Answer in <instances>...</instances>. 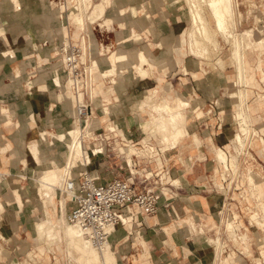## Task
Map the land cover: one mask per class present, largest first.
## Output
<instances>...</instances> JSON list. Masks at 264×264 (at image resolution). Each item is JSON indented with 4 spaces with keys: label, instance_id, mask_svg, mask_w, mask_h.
<instances>
[{
    "label": "crops",
    "instance_id": "obj_1",
    "mask_svg": "<svg viewBox=\"0 0 264 264\" xmlns=\"http://www.w3.org/2000/svg\"><path fill=\"white\" fill-rule=\"evenodd\" d=\"M92 1L95 3L99 0ZM18 2L16 4L15 0H0V236L7 240L10 239L11 231L22 223L26 218L25 214H27V225L23 229L26 233L23 246L28 247L30 240L39 242L37 223L46 219L37 218L40 211V202H36V198L41 195V192L35 184V179L39 177L38 172L45 167L47 161H51L52 165H54V161L58 164L61 161L56 153L48 149V140L43 138L41 132L44 130L50 131L49 129L53 130L61 126V121L53 117L57 113V101L61 94L58 90L62 89L65 83L55 85L52 79L53 76L47 77L49 74L47 70L38 73L35 69V59L25 57L29 50L26 45L36 47L40 68H43V66L48 68L50 64L47 61L52 64L56 60L58 61L60 57L58 54L59 46L64 44V40H60L57 46L54 37V34H61L59 31L61 21L57 20L61 18V10L58 15L49 12V6H56L59 4L58 1L18 0ZM33 2L38 5H34ZM177 2L179 0H108L106 11L100 18L101 21L98 19L97 23L94 22L96 26L89 33L97 41V53L108 51V57L111 58L116 49L123 48L134 54V63H127L131 66L118 68L117 73L105 76L102 70L100 72L96 68V71H94L99 81L98 86L94 87V100L98 99V106L102 113L109 114L108 120L104 118L95 124L105 123L108 127L114 129L117 135L125 137L126 134L130 137L122 142L117 139L114 149L123 153L119 146H127L128 144L141 149L142 153L140 155H132L133 161L135 155L148 157L155 162L156 167L161 168L163 157L170 174L166 176V180L168 182L173 181V185L162 187L165 194L161 193L158 208L154 214L141 217L140 221L142 223L139 225L134 223L131 216H128L129 220L125 227L118 226L113 232L110 242L117 257V264H123V259L129 256L133 264H215L216 261L214 252L208 247L210 240L201 237L202 235L199 237L194 236V231L203 234L206 232L205 228L207 226L219 221L224 216V213L221 212V207H223L221 195L200 184L201 181H205L210 172L209 166L203 161L206 160V157H200L203 151L197 148L195 154H188V164L183 169H178L179 167L175 166L179 161L173 162V159L167 158V154L172 158H176L177 155L173 151L166 153L167 150H173L178 145L201 147L209 142L218 159L215 147H222L216 146L214 141L221 143V140L227 138L226 135L221 134L226 127L219 120L220 116L214 122L207 121L201 110V108H205L204 105L208 102L213 104L211 102L217 98L221 84L212 77H197L188 73L186 57L189 47L187 52L184 51L185 45L188 44L184 43L187 31H180L178 25L173 22L175 17L182 14L181 5L179 3L175 4ZM262 8L264 12V2ZM70 23L72 22L66 24L69 40L72 37ZM73 25L75 27L73 35H78L79 38L81 27L74 23ZM99 26L106 27L102 29ZM253 28L255 31L260 29L258 26ZM95 30L98 35L102 34L103 37L109 39L107 40L108 44L99 42ZM44 37L47 38L45 46L36 43V40H41ZM252 44L253 46L245 54V80L239 82L245 83L247 86L246 92H243L240 88L243 108L244 98L249 97L254 92V87L264 89V85L256 78V73L259 72L261 80L264 82V49H257L254 47V42ZM48 47L50 51L58 48L56 56L48 58L46 54ZM3 49H7V53H3ZM9 51L13 52V55ZM136 51H144L147 55L148 62H144L143 66L145 63H150L149 59L152 61L157 59V64L160 67L173 65L175 54L177 63L181 65L184 73L176 75L149 73L150 71L146 67L147 74L139 73L137 66L141 64V61L135 55ZM250 52L253 53L252 57L249 56ZM20 58L22 59L19 60ZM103 62L106 63L108 69L110 64L105 59ZM193 64L197 66L199 60L194 59ZM132 69H135L139 74L126 73ZM174 83H182V88H189L190 86L194 91L188 89L172 98L175 96V91L170 89V86L174 87ZM47 84H49V87H45ZM165 88L167 89V96L160 103L158 99ZM30 90L38 91L49 99L56 101V103L47 102L42 106L37 100L26 98L30 96ZM238 91L239 89L232 95L236 114H238L236 101ZM188 94H191V96L189 97ZM195 95L197 97H193ZM213 95L214 99H211L210 96ZM187 96L192 100L191 102L188 101ZM257 100L260 107L264 109L263 91L258 93ZM6 101L8 104L3 106ZM180 101L187 104L182 109L180 108ZM153 103H158L155 104L154 110ZM189 104L192 105L189 112L193 114V118L190 120L187 113ZM158 106H161L160 109H157ZM211 106L215 114L222 112L220 108L217 109L216 105ZM251 108L252 105L249 104L248 109ZM104 109L109 112L106 113ZM146 109H149L150 113L149 123L143 117V115H147ZM49 111L55 113L53 117H45ZM245 114L249 123L250 116L246 111ZM10 115H12V118ZM113 115L116 116V119L112 118ZM65 119L66 126L70 127L71 117L68 115ZM237 120L240 131L242 126L239 119ZM119 129L123 133H120ZM179 129L184 133L179 136L178 141H175L172 136ZM156 132L161 137H154L153 135ZM257 135L258 138L249 141V144L254 143L259 146L260 151L264 154V136L259 132ZM131 138L134 140L143 139L137 143ZM150 139L152 143L161 147H156L155 150V146L149 143ZM34 140L38 141L40 148L39 161L35 159L30 151L29 145ZM84 142L85 140L83 146ZM139 144L141 146H138ZM234 145L232 142L226 144L228 148L226 151L229 155L228 167L226 166V168L225 164L218 159L219 166L214 169L213 176H217L220 169H222L224 175L230 169L237 170V167L231 165L232 157L235 154L238 155V153L231 151ZM163 146L164 149H162ZM3 147L4 149H1ZM88 147L91 149V146ZM234 149L237 151V148ZM85 151L89 154L87 150ZM100 153L103 152L100 151ZM126 160L128 161L127 158ZM133 161L132 163L128 162L133 164ZM25 165L26 167H24ZM82 168L83 166L76 167L78 173L75 175L79 176L82 172H79V170ZM86 168L88 167L86 166ZM89 170L98 175L102 174L99 169ZM25 172L26 176L24 175ZM109 173L112 174L111 178L122 176L113 171ZM250 175L254 178L257 186L256 191L260 199L264 201V180L259 178V173L255 172L251 165L247 166L242 173L243 179L248 182ZM102 176L104 177V174ZM16 191L21 195V203ZM251 192L253 193L252 189ZM247 200L249 201L248 198ZM43 202L47 215V210L50 211L51 208L46 206L45 199H43ZM247 205L246 209L253 225L255 223L253 217L255 216L259 220H264V210H262L261 205L258 203L255 205L251 202ZM255 207L260 209L262 213L255 211ZM7 209L15 215V218L10 222L3 217V214L7 213ZM231 217L234 227L240 228L241 221L235 222L239 216L235 213L228 218L227 222ZM242 233L243 235L237 232L234 235L230 234L235 243H238L240 239L246 240V243H248L246 251L250 255L249 242L247 241L250 235L247 231ZM237 235L243 238H238ZM223 246L228 249L226 242ZM36 255L34 254L35 257ZM236 258V252L228 250L227 254L221 256L220 262H216L231 264L232 262L236 263ZM36 262H38V259ZM30 264L33 263L30 262Z\"/></svg>",
    "mask_w": 264,
    "mask_h": 264
},
{
    "label": "rangeland",
    "instance_id": "obj_2",
    "mask_svg": "<svg viewBox=\"0 0 264 264\" xmlns=\"http://www.w3.org/2000/svg\"><path fill=\"white\" fill-rule=\"evenodd\" d=\"M81 2H82V0H81ZM90 2L91 3L88 7H87V5L84 6V8L86 7L85 8L86 10H87V8L90 7L87 12L84 8L81 9V12L77 11L80 13L81 16L84 15V17H82V18H84L83 23H81L82 25L81 24L78 25L77 23H74L75 22L74 21L75 16L72 15L71 12H74L75 9H72V11L71 10L66 11V8L63 7V9H64L63 18L57 19L58 21H61L60 28H59V31L61 32V34H59V35L54 34L55 42H56L57 46L59 45L60 40H62V41L65 40V42L67 41L68 31L66 29V24L69 22H72V23H70V31L72 33V37L75 40L78 38V35L77 36L73 35L74 30H75L73 23L75 25L82 27V28L86 27L88 24V29L86 31L87 34L85 35L86 41L88 40L89 33L92 31V28L94 26H96V23H97V22L96 23L91 22V19H89V17H88V15L90 14L89 12H91V10H92V6L96 3V2L94 3V1H92V0ZM192 2H194V4H198V6L196 5V7L199 8V10H200L199 12H201L200 14H201V16H203V20H201V21H205V23H202V25H201V21H200L201 18L197 17L196 19H193V14L195 13V11H193V8L195 5L192 4L193 8L190 7ZM236 2L238 4L236 5L237 15H236L235 33L238 37H240V40H241L240 45L241 46L243 45V42L241 39L242 33H245L244 34L245 37H247V39L251 42V44H252V42H256V40H258V39L264 40V29H261V28H264V12L262 10L263 9L262 3L264 2V0H237ZM178 3L181 5L182 14H180L179 17H175L174 18L175 20H173V22H175L178 25V28L180 31H187L184 43L186 44L189 42V35L188 34H189V31H192L193 29H194L193 34L196 33L195 38L198 39L200 37L199 40L203 42V43L201 42L197 46L198 48L199 47L201 48V45L203 44L202 45L203 51L202 50L200 51V49H198V51L202 52V53L204 52V53L199 54V52H198L197 54L199 56H197V54H195L196 52H194V51L190 52L192 50L191 46H190V42L185 45L184 51L187 52V49L189 47V52H190V53L187 52V57H186L188 73H191L197 77H202V76L212 77L213 79H217L219 81V83L221 84L217 98L214 99V95L210 96L211 99L215 100V101L211 102L213 104H210L208 102V104L204 105L205 108L203 107V109L201 108V110L203 111V115H205L204 117L207 119V121L214 122V121H216L217 117L220 116L219 120L224 124V127H226L223 130V133L221 132V134L226 135L227 138L224 140H221V143H217L216 141H214V144L216 146L222 147V148L215 147L216 154H217V151L219 150L224 154V156H226L223 150H225V152H227L226 151V150H228V148L226 147L227 143L232 142L233 144H235L234 134L237 133L239 131V128H240L239 122L235 117L236 110H235V105L233 102L232 95L240 88L242 89L243 92H246V88H247L245 83H238V82L236 83V80H238V78H237L238 69H237L235 59L233 58V51L236 50V48L239 46V44L237 43L238 41L235 40L234 36H232V35L229 36L230 35L229 33L226 35L222 34L221 31L219 29H217L215 18L213 17L210 6H209L208 2L206 3V0H179V2H177L175 4H178ZM33 4L36 6L38 5L36 2H33ZM60 6H61L60 3L57 4L56 6H54V5L49 6V8H50L49 12H54L55 14L58 15L59 11H60ZM196 7L194 9H196ZM238 10H240L242 12L241 17L238 16ZM99 21H101V19ZM193 21H194V23H193ZM90 22L92 24H89ZM206 24H207L208 29L207 28L205 29L203 27V25L206 26ZM193 25H194V27H193ZM255 26H258L260 29H256V31H255L253 28ZM99 27L104 29L106 26H103V27L99 26ZM192 27H193V29H192ZM203 29H204V31L206 30L207 33H210V35L213 37L212 38L213 40L209 39V37H206L207 33L203 32ZM229 31L230 32L232 31L231 28ZM250 33H252V34L250 35ZM95 35L101 44H108L107 40H109V39L106 37H103L102 34L98 35L96 33V30H95ZM63 36H64V38H63ZM89 40L92 42L93 40H95V38L90 34ZM46 41H47V38L44 37L41 40H36V43L45 46ZM244 43H246V40ZM26 46L29 47V50H28V53L25 57H31V58L35 59V62H36L35 69L37 70L38 73H40L44 70H47L49 72L47 77L49 78V77L53 76L52 72H54L57 68L62 67L61 58L59 57L58 61L56 60L55 62H53V64H51L50 61H47V63L50 64V66L48 68L46 66H43V68H40V61H39V57H38L36 47L34 45H31V46L26 45ZM57 49L50 51L49 47H48L46 50V52H47L46 54L48 55V58L56 56ZM257 49H264V47L263 48H257ZM9 53L11 55H13V52L9 51ZM54 53H55V55H54ZM50 54H51V56H50ZM108 54L109 53L107 51L106 53H97V55L91 56V57H94V59H96V61H95L96 68L99 69V71L102 70V72H104L103 74L105 76L109 75L108 69H110V67L107 69L106 63L103 62L105 59L108 62V64H110V62L108 60ZM249 56L252 57L253 53L250 52ZM174 57H175V60H174L173 65H170V66L165 65L164 67H160L157 64V61H158L157 59L154 61L149 59L150 63H145L144 66L142 65L143 63H141L142 66L141 65L137 66V71L139 73H142V74H147L148 71L146 68H148L150 71L149 73L157 72V73H168L171 75L172 74L173 75L183 74L184 71L182 70L181 65H179L177 63V58H176L175 54H174ZM21 59L22 58H20L19 60H21ZM102 59H103V61H101ZM194 59L199 60V64L197 66H195L193 64ZM127 63H134L133 56L125 58V60L122 61V63H121L122 67H120V68L131 66L130 64L128 65ZM103 68H105V69L103 70ZM137 71L135 69H132L130 71H127L126 73H138ZM62 78L67 79V75H66L65 71H64V74L62 72ZM256 78L259 79L261 84L264 85V82L261 80V75L259 72L256 73ZM67 82L68 81L65 82L62 89L58 90L59 93L69 95V91L71 89H70V87H68L69 83L67 84ZM170 89L175 91V96L172 98H175L176 96L180 95L183 91H187L188 89H191L192 91H194L190 86H189V88H187V87L182 88V83H174V87L170 86ZM253 89H254V92L249 97L244 98V110L250 116L249 125H250L252 130H251V134L247 138L248 144L245 146L246 149L244 148V149H242V151L240 150L241 153L239 154L237 170L230 169L224 175L222 169H220V171L217 173V176H213V171L217 166H219V161H218L214 151L211 149V145L209 144V142H207L206 145H203L201 147H194V146H188V145H178L173 150H167L166 151V153H168L169 151H173L174 154L177 155L176 158H172L167 154V158L173 159V162L179 161V163H177V165L175 167H179L178 169H183L188 164V161H187L188 154H195L196 153L195 150L197 148H200V150L203 151V152H201L202 155L200 157H202V158L206 157V160H203V161H205L210 168V172H209L207 178L205 179V181H201L202 183L200 182V184L210 188L212 190V192L218 193L221 195H222V193H221V190L219 189L220 187H223L224 190H227L228 188H231L232 190L238 189V190H234L235 193L233 194V196L236 199L233 200L232 202L240 203V205L244 211V212L241 211V217L244 219V223L246 225L248 224L247 219L250 217V215H249L248 211L245 209V206L247 204H249V202L257 205V203L259 201L256 199V197H254V194L252 192H250V194L248 196L245 195L246 198H244V196L243 197L241 196L242 191H245L246 189L250 190V184L246 179H243L242 173L246 169L247 166L251 165L253 170L255 172L259 173V178L264 180V154H263V152L260 151L259 146L255 145L254 143L249 144L250 140H254L255 138H258V135H257L258 132H259V134L264 136V109H262L260 107L259 102L257 100L258 93L261 91L264 92V89L262 90V89H259L257 87H254ZM70 93H71V91H70ZM61 94H60L58 101H57V105H58L57 113L55 114V113H53V112L51 113V111H49L45 115V117H50V116L53 117L55 114V116L53 118L61 121V126H58L53 130L49 129L51 132H54V133H57V132L61 133V132H65L66 129H71V128L73 129L74 128L73 127V125H74L73 116L74 115L71 114V111L75 107V100L72 101V104H71L69 102V99H67V98L63 99ZM29 95L30 96L26 97V98L31 99V100H37L38 102L41 103L42 106L45 105L47 102H50L53 104L56 103V101L49 99L46 95H43L42 93H39L38 91H35V90H30ZM94 96H95V94L93 95V97ZM160 96L161 97L158 99V101L161 103L163 98L165 96H167V89L166 88L162 91ZM188 96L190 97L191 94H188ZM188 96H187V99H188V101L191 102L192 100H190L188 98ZM236 96H237L236 101L238 104V93ZM72 97L74 99L73 94H72ZM193 97H197V96L195 95ZM94 101H95L96 105L98 106V99L97 100L95 99ZM215 102H217V103H215ZM6 104H8L7 101L3 103V106H6ZM155 104H158V103L152 104L153 110H154ZM179 104L181 105V107H180L181 109L187 105L186 103H183L181 101ZM249 104L252 105L251 109H248ZM211 105H216L217 109L220 108V110L222 112H220V114L219 113L215 114ZM191 106L192 105L189 104L187 107V111H188L187 113L189 114L188 115L189 120L191 118H193V114L191 112H189V111H191L190 110ZM237 109L239 110V106ZM104 111L106 113L109 112L107 109L106 110L104 109ZM146 111H147V115L145 114V115H143V117H144V120L147 121V123H149L150 122L149 109H146ZM67 114L71 117V126L70 127H67L65 124L66 123L65 118L68 117ZM11 116L12 115H10V117ZM246 117H247V115H246ZM104 118L108 120L109 114L103 113L102 116L97 115V117H93V123H99ZM112 118L116 119V116L113 115ZM96 125H98V124H96ZM79 127L81 128V131L83 132V141H84L85 135H87L86 133L88 132V134H89L91 129H89L88 127L83 128V125H80ZM255 129L258 132L254 131ZM242 130H244L243 127L240 130L241 133H243ZM254 132H257V133L254 134ZM157 133L158 132H156V134H154L153 136L154 137L155 136L161 137L160 134H157ZM41 134H42V136H44L43 138H46L45 130L42 131ZM50 139L54 140L55 143L51 144V145L48 144V149H50V151L56 153L59 156V159L61 160L59 163V166H60L59 168L62 169L63 166H65L64 160H65L66 155H67V149H66L65 142H67L68 140L67 139H65L63 141L61 140V142H60V140H57V138L51 137ZM34 141H37V140H34ZM177 141H178V139H177ZM37 143H38V141H37ZM87 143H88V141H87ZM112 145L114 147V144H112ZM151 145L155 146V150H156V147H161V146L155 145L154 143ZM88 146H91V145L90 144L87 145L86 142H84V148L90 154L92 146H91V149H89ZM128 146H129V148H128ZM138 146H141V145H138ZM131 147H132V149H131ZM119 149L126 155L127 159L130 157V160L132 159L133 154L140 155V153H142L141 149H138L136 146H134L132 144H128L127 146L120 145ZM162 149H164V146L162 147ZM126 150L128 151V153ZM134 150H135V152H134ZM231 151L233 153H238L233 147L231 148ZM130 152H131V154H130ZM115 153L117 154L118 152L115 150ZM100 155H101V153H100ZM91 157H93L94 159L91 163H89L87 165V167L91 170L99 169L102 172L101 175L104 174L103 179H105V180L111 179L110 176L112 174L109 173L110 171L116 172L122 176L125 174L124 171L122 169H120L121 165L124 167L126 166L125 160H122V159L116 157L115 155L110 156V159H106L105 157H99L96 159V156L94 157L93 155H91ZM149 159L150 158H148V157H144L143 160L147 161ZM130 160L128 159L129 162H130ZM150 165H151L152 170L157 168L155 166L154 161H152L150 163ZM50 166H52V162L47 161L45 167L42 169H45V168L50 167ZM83 170L84 169L82 168V170H79V172L83 171ZM14 172H15V170H14ZM40 173H41V171L39 170L38 175H40ZM106 173H109V174H106ZM156 180H158V179L156 178ZM163 182H164L163 184L165 186H171L170 183H168V182L165 183L166 178L163 179ZM35 184L37 186H39L38 189H40L39 191L41 192L40 196L41 197L44 196L42 198L40 196H37V198H36V202H38V201L40 202V211H39V215L37 218L38 219H45L47 215H46V211H45L46 207H45V204L43 202V199H45V202H46V200H47L46 198H48V200H50V196H49V194H46V190L44 188L41 190L40 184L37 181ZM163 184H162V186H164ZM155 185L161 186L160 182H157ZM245 194H247V192H245ZM229 196H230V194H229ZM59 197H60V192H58V194L55 195L53 200L52 201L50 200V201L55 202V204L57 205ZM221 197L223 198V196H221ZM247 198L249 199V201L247 200ZM222 201L227 202L228 200L223 199ZM221 203H223V202H221ZM48 207L51 208L50 212L53 214L54 218H56L58 216L57 209H53V207L50 205ZM255 211L262 213V211L260 209H257V207H255ZM226 214H227V211L225 212L224 217L226 216ZM25 216H26V218L22 221V223L19 226L15 227L11 231V235H10L11 238L10 239L2 240L0 238V264H30V262H32L33 264H76L75 262L70 261V259L68 257V253H67V248H66L67 245L65 243V240H63V239L57 240V241H52L53 239L50 240V238H48L47 236H44L45 238L40 237L39 242L30 240L29 246L24 247L23 241L26 238V233L23 231V229L26 228V225H27V214H25ZM3 217L6 218V221L10 222V221H12L13 218H15V215L12 214L11 210L7 209V213L5 215L3 214ZM253 218L255 219V223H254V225L249 227V230L251 232L250 235L252 237V241L249 244L250 255L249 256L245 255L246 253L244 250H246V246L248 244V243H246V240L240 239V241L238 243L234 244L235 247L233 245H231L232 242H229V246L232 250H233V248L238 247V250H236V251H237L239 256H237L236 263H234V264H237V263L246 264V262H248V261H250V262H248V264L249 263L250 264H264V228L258 224L259 221L264 222V220H259L256 216ZM213 233H214V231L212 232L211 236H213ZM240 235H243V233H240ZM38 238H39V236H38ZM209 240H211V238H209ZM212 240H216V239H212ZM224 249H225V247H224ZM240 251H242L245 254H241ZM29 253H32V254L30 255ZM34 254L35 255L37 254L36 257L34 256ZM49 256L51 257V261H50ZM224 257H225V255L223 256V258ZM35 259L36 260L38 259V262H34V261H36ZM217 262L215 261V264H219ZM122 263L123 264H133L130 256L123 259Z\"/></svg>",
    "mask_w": 264,
    "mask_h": 264
},
{
    "label": "built area",
    "instance_id": "obj_3",
    "mask_svg": "<svg viewBox=\"0 0 264 264\" xmlns=\"http://www.w3.org/2000/svg\"><path fill=\"white\" fill-rule=\"evenodd\" d=\"M57 1L66 8V11L72 9L81 11V9L84 8V4L81 0ZM89 24L92 23L90 22ZM87 29L88 24L86 27L81 28L79 38L75 40L71 37L66 45L59 46L60 48L58 51L64 66L69 71L71 89L78 98L76 115L78 118L84 120L97 117V115L102 116L103 114L99 106L96 105L91 97L92 89L93 87L98 86L99 81L97 80L95 72L91 71L84 59L82 38L87 34ZM91 127L92 128L85 139L86 144L92 146L90 154L94 157L96 156V159L99 157L110 159V156L115 155L116 157L125 160L126 166H120V169H122L125 174L123 176H115L109 180H103L101 173L100 175L94 176L90 170H85L81 172L79 181L68 177L64 183V191L66 195H70L74 199L75 204L67 214L66 218L69 222L80 229L82 235L89 243L102 249L108 244L112 232L118 226L125 227V217L131 216V218L134 219V223L139 225L142 223L140 221L141 217L154 214L157 211L159 199L163 192V179L166 178V175L170 174L164 163L163 157L162 167H157L156 169L151 170L150 163L152 161L150 159L145 161L143 160L144 157L135 155L133 164H130L126 160L124 153L118 152L116 154L112 144H115L117 139L121 142L129 139L126 134L125 137H122L119 134L117 135L115 130L108 127L105 123L98 125L93 123ZM142 139L143 138L134 140L131 138V140H134L137 143ZM149 143L153 144L151 139ZM100 151L103 152L101 155L99 153ZM163 174L165 175L163 176ZM156 178L158 180H156ZM157 182H160V188L155 185ZM167 182L168 181L166 180L165 183ZM219 189L222 193V195H220L223 196V198H221V202H223V207L220 206L221 212L225 214L227 211L226 216H223L219 221L206 228L204 227L206 232L203 234L194 231V236L199 237L202 235L201 237L205 239L219 238L222 243H227L228 249L225 248L224 251L221 246L216 248L212 243H208V247L215 254L214 259L218 262H220V258L223 254H226L228 250H232L229 246V242H232L231 245L233 246L235 243L226 226L228 218L235 213L239 216V218L236 219L237 221H235L236 223L241 221L240 228H235V232L237 233L247 231L250 235L251 232L249 227L253 225L250 217L247 219L248 224L246 225L244 223V219L241 217V211H244L240 203L232 202L236 199L233 196L235 193L234 190L238 189L232 190L231 188H228L227 190H224L223 187H220ZM245 192H247V194H245ZM250 192L251 189H246L241 192V196H244L245 198V195H249ZM223 199L228 201H222ZM167 205H169V203H167ZM247 206L248 205L245 206V209ZM198 227L200 226L198 225ZM213 231V236H211ZM0 238L5 240L2 236H0ZM247 241L250 244L252 241L251 235ZM236 250H238V247L233 248L232 251L236 252L237 257L239 255ZM244 251L246 254L242 251H240V253L249 256L248 252L246 250ZM248 262H246V264H248ZM231 264L234 263L232 262Z\"/></svg>",
    "mask_w": 264,
    "mask_h": 264
},
{
    "label": "bare ground",
    "instance_id": "obj_4",
    "mask_svg": "<svg viewBox=\"0 0 264 264\" xmlns=\"http://www.w3.org/2000/svg\"><path fill=\"white\" fill-rule=\"evenodd\" d=\"M90 1L91 0H82V3L84 4V6L87 5V7H88L91 3ZM107 1L108 0H99L98 2H96L92 6V10H91V12H89L90 14L88 15L89 19H91V22L94 23L103 16V14L106 11V2ZM207 2L210 6L213 17L215 18L217 29H219L222 34L226 35L229 33L230 34L229 36H231V35L234 36L235 40L238 41L237 43L239 44V46L236 48V50L234 49L235 51H233V58L235 59L237 69H238V71H237L238 80H236V81L238 83L242 82L243 80H245L244 79L245 69H246L245 54H246V51L253 46V44H251V42L247 39V37H245V35H244L245 33H242L241 39H242L243 45L241 46L240 45L241 44L240 37H238L235 33L236 15H237L236 0H206V3ZM15 3L18 4L19 3L18 0H15ZM192 4H194V2L191 3L190 7H192ZM194 5H195L194 8L196 7V5L198 6V4H194ZM63 7H64L63 5L60 6L61 18H63V13H64ZM194 8H193V11H195V13L193 14V19H196L198 17V18H201L200 21L203 20V16H201V14H200L201 12H199L200 11L199 8H197V7H196V9H194ZM71 13H72V15L75 16L74 17V21H75L74 23H77L78 25L83 23L84 18H82V17H84V15L81 16L80 13L77 12L76 10H74V12H71ZM238 16L239 17L242 16V12L240 10H238ZM194 21H193V23H194ZM202 23H205V21H201V25H202ZM193 27H194V25H193ZM193 27H192V29H193ZM203 27L206 29L207 24H206V26L203 25ZM230 28L232 30L231 32L229 31ZM193 30L189 31V34H188L190 46L192 49L190 52L194 51V52H196L195 54H197L199 52L198 49H200V51L201 50L203 51V48H202L203 44L201 45L202 49L200 47L199 48L197 47L202 41L199 40L200 37L198 35L197 36L199 38L198 39L195 38L196 33L193 34ZM203 32L207 33L206 30L204 31V29H203ZM251 34L252 33H250V35ZM206 37H209V39L213 38L210 35V33H207ZM245 40H246V43H244ZM89 41H90L89 35H88L87 41H86L85 36L82 38V46L84 49V59L86 60L87 65L91 69V71L94 72L96 70V65H95L96 59H94V57H91V56H94L97 54L98 44H97L96 40H93L92 42L91 41L89 42ZM164 41H166V39H164ZM66 42L67 43L69 42L68 38H67ZM67 43H65V40H64L63 45H66ZM254 47L263 48L264 47V40L263 39L256 40V42H254ZM7 51H8L7 49H3V53H7ZM203 53L199 52V54H203ZM135 55H137L140 58V61H142L141 63L148 62L147 55L145 54L144 51H136ZM130 56H133V58H134L133 53H131V52H129L123 48L116 49L113 52V54L111 55V58L108 57V60L110 62V69H108L109 70L108 74L111 75V74L117 73V69L122 67L121 66L122 61L125 60V58L130 57ZM61 64H62L63 68L59 67L54 72H52L53 83L55 85H62L66 81H68L67 82V84L69 83L68 87H70V89H71L69 71L64 66L62 60H61ZM64 71L66 72L67 79L62 78V72L64 74ZM102 73H104V72H102ZM45 87H49V84L45 85ZM71 93L73 94L74 99H73ZM71 93L69 91V95L68 94H61V95H62L63 99H65V98L69 99V102L71 104H72V101L75 100V107L71 111V114L74 115L73 116V118H74L73 119V122H74L73 127L74 128L73 129L72 128L66 129L65 132H61V133H59V132L54 133V132L45 130V136H46L47 140L49 139L48 140L49 145L55 143L54 140L50 139L51 137L57 138V140H60V142H61V140L62 141L65 139L68 140L67 142H65L66 149H67V155H66V158L64 160L65 166L63 167V169H60L59 164L56 161H54L53 162L54 165L47 167L45 169H40L41 173H40L39 177H37V179H35L40 184L41 190L44 188L46 190V194H49L51 201L53 200L55 195L58 194V192H60V197H59L57 205L55 204V202H51L50 200H48V198H46L47 199L46 200V206L50 205L53 207V209H57L58 216L56 218H54L53 214L47 210L46 219L44 221H39L37 223V233H38L39 239H40V237L45 238L44 236H47L48 238H50V240L53 239L52 241H57V240H62V239L65 240V243L67 245L66 248H67L68 257H69L70 261H73L76 264H116L117 263V257H116L114 250L112 249V244L110 241L102 249H99V248L93 246L91 243H89L84 238L80 229L76 225L69 222L66 218L67 214L73 208L75 203H74V199L70 195H66V193L64 191V183L68 177H70L76 181H79L81 174L79 176L75 175L78 173L75 168L78 166L79 167L83 166V169H84L83 171L89 170L88 168H86V166L89 163H91L94 159L84 149L83 132L81 131V128L79 127L80 125H83V128L88 127L89 129H91V126L93 124V117L89 118L88 120L80 119L77 117L76 105L78 102V98L75 96L72 89H71ZM94 94L95 93H94V87H93L92 92H91V97L93 100L95 98V96L93 97ZM161 105H163V104H161ZM238 106H239V110L237 109L238 114H236L237 115L236 118L239 119L241 126L244 129V130H242L243 133H241L239 131L236 133V135L234 137L235 138L234 139L235 140L234 148H237L238 155H239L241 153L240 150L242 151V149H244L245 146L248 144L247 138L251 134V130H252L249 123L246 122L247 120H246V115H245V111L243 108V99H242L241 89H239V91H238ZM158 107L159 108H157V109H160L161 106H158ZM119 131H120V133H123V131L121 129H119ZM254 131H257V130L255 129ZM182 133H184V132L181 129L177 130L176 132L173 133V136H172L173 139L175 141H177V139L179 138V136ZM256 133L257 132H254V134H256ZM86 134L87 135H85V138H86V136H88V132ZM85 138H84V140H85ZM129 146H128V148H129ZM132 147H131V149H132ZM1 149H4V147ZM30 151H31L32 155L35 157V159L37 161H39L40 148H39L37 141H32V143L30 145ZM131 152H130V154H131ZM134 152H135V150H134ZM127 153H128V151H127ZM224 153L226 156H224V154L218 150L217 151L218 159H219V161H221L222 163L225 164V167L226 166L228 167L229 155L225 151H224ZM238 155L235 154V156H233L231 159V165L233 167L234 166L238 167ZM128 159L130 160V157ZM132 161H133V159L130 160V163H132ZM26 165L24 167H26ZM91 173L94 176L98 175L97 173H94L92 171H91ZM149 174H150V172H149ZM24 175L26 176V172ZM164 175L165 174H163V176ZM170 183H171V185H173V181H170ZM249 183H250V186L253 190L254 197H256V199L259 201L258 204L261 205V207L263 208L262 210H264V201H262V199L260 200V196H259L258 192L256 191V187H257L256 183L254 181V178L251 175L249 176ZM38 188H39V186H38ZM16 193H17L18 199L21 203L22 202L21 195L19 194L18 191H16ZM231 219H232V217H231ZM231 219H229L226 226H227L228 231L234 235V233H236V232H234L235 227H234V223ZM128 220H129V218L125 217L126 224L128 223ZM258 224L264 228V222L259 221ZM193 227H194V225H193ZM113 232H112V234H113ZM238 238H243V237L238 236ZM210 242L213 243V245H215L216 248L221 246L222 250L224 251V246H223L224 243H222L220 239L217 238L216 240H212V238H211ZM29 254L31 255L32 253H29ZM34 262H36V261H34Z\"/></svg>",
    "mask_w": 264,
    "mask_h": 264
}]
</instances>
